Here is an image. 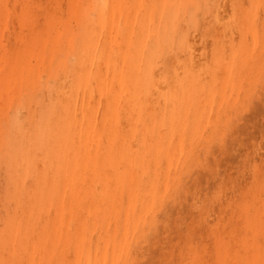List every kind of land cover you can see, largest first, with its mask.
Segmentation results:
<instances>
[{"label": "bare ground", "instance_id": "1", "mask_svg": "<svg viewBox=\"0 0 264 264\" xmlns=\"http://www.w3.org/2000/svg\"><path fill=\"white\" fill-rule=\"evenodd\" d=\"M263 95L264 0H0V264H264Z\"/></svg>", "mask_w": 264, "mask_h": 264}, {"label": "rangeland", "instance_id": "2", "mask_svg": "<svg viewBox=\"0 0 264 264\" xmlns=\"http://www.w3.org/2000/svg\"><path fill=\"white\" fill-rule=\"evenodd\" d=\"M260 100L261 101H259V100L258 101L257 100L252 101V104L250 105V107L239 116L238 124H237V130L234 133L235 134L234 142L236 144L235 143H233V144H235L234 145L235 147H233V144L231 143L230 138H228L226 140V143L224 145L223 150L222 149L221 150L215 149V150L211 151V155H209L206 158V166L212 167L215 172H214L213 177L209 178L210 180L206 179V181H205V179L202 178L203 175H198L196 177V178L199 177L198 178V188L200 189V186H201V192L202 193L210 192L211 189L213 188V186H215L216 183H218L220 180L225 181V182L228 180L229 181L233 180V181L240 182V184H246V181H248L247 174L243 173L240 177H237L238 174L236 173L237 171H240V168L242 167V163H243L245 155H247L250 158L253 157L254 161L257 160V161H255L257 163L260 161V159H262L260 157H263V150L262 149H264V136H263L264 135V111H263L264 110V103H263L264 95L262 96V98ZM259 102H260V104H259ZM258 106H259V108H258ZM261 108H262V110H261ZM255 109L256 110L259 109L261 111L256 112ZM253 111H255V112H253ZM258 112L260 114H258ZM248 119H250V121ZM240 124H243V127ZM261 125H262V127H261ZM242 128L243 129L245 128V129L243 130ZM248 129H249V131H248ZM254 129H255V132H254ZM260 131H261V134H260ZM237 134H238V136H236ZM247 134H248V136H247ZM255 136H258V137H255ZM242 139H244V140H242ZM251 139L256 140V142L253 143L254 141H252ZM242 145H243V147H242ZM253 145H255V146H253ZM260 145H261V148L263 147L262 149H260ZM232 147L234 148V150ZM240 148H241V150L239 152ZM255 148H257V149H255ZM259 152H260V154H259ZM213 153H214V155H213ZM261 153H262V156H261ZM238 154H240L241 158ZM234 155L236 158L234 157ZM232 156H233V158H231ZM231 162H233V163L231 164ZM220 167H221V169H220ZM222 167H223V169H222ZM232 167H234V168H232ZM196 173L197 172H195L192 177L196 176ZM222 177H223V179H222ZM200 178H202V179H200ZM213 180H215V181H213ZM207 188H209V190ZM214 214L215 213H213V216L211 214L208 217V219L210 220L211 218H213ZM175 215H177V214L175 213ZM197 215H198V212L196 210L192 211V209H190L189 201L187 202V204H185V206H183V208L179 212V217H184L185 220H189L190 218H197ZM186 222H188V221H186Z\"/></svg>", "mask_w": 264, "mask_h": 264}]
</instances>
